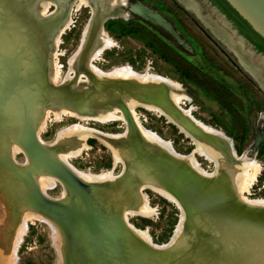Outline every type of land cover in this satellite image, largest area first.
I'll use <instances>...</instances> for the list:
<instances>
[{
    "label": "water",
    "instance_id": "water-1",
    "mask_svg": "<svg viewBox=\"0 0 264 264\" xmlns=\"http://www.w3.org/2000/svg\"><path fill=\"white\" fill-rule=\"evenodd\" d=\"M15 1L0 0L2 95L12 93L13 87L20 84L35 91L32 101L50 105L62 102L69 104L72 101L74 107L81 111H94L106 101L118 103L123 108L126 90L139 96H133L139 102H155L156 88L136 78L95 77L85 70L91 93H88L90 90L73 89L67 83L57 86L49 84L44 76V56H40L36 62L32 61L36 52L32 40L36 34L30 33L28 27H23L22 18L26 23H36L37 26L49 24L51 18L29 16L26 13L29 1L17 2L21 8L14 11L12 5H16ZM68 1L63 0V4ZM190 1L196 4L194 0ZM224 1L264 40V0ZM212 11L216 18L222 20ZM204 17L211 21L206 14ZM221 22L226 24L224 20ZM34 29L39 31L40 28ZM169 30L171 33L174 31L172 27ZM14 31L23 35L17 43L12 42ZM170 32L167 34L176 42ZM231 37L240 44L241 51L248 54L250 63L252 59L264 63V54L257 52L251 44H246L234 30L231 31ZM39 39L45 42L41 34ZM24 45L26 49L21 48ZM232 55L243 69L233 52ZM22 63H27L28 68L24 70ZM80 69L84 70V67ZM244 71L264 93L255 76ZM125 118L122 131L106 139L116 146L121 156L119 163L122 169L114 180L82 183L71 178L62 165L48 162L46 164L50 170L64 183L74 181V193L70 190L69 202L63 204L45 198L30 185L28 195L37 210L55 221L60 229L59 264H264V205L242 200L224 176L199 172L183 158L144 137L131 119ZM30 130L29 142L38 152V144ZM149 184L164 189L183 215L179 235L170 243L168 239L165 245L154 246L143 241L123 223L116 207L117 202L126 201L135 189L148 188ZM89 202L98 211L92 212ZM88 217L91 226L87 224Z\"/></svg>",
    "mask_w": 264,
    "mask_h": 264
},
{
    "label": "bare ground",
    "instance_id": "bare-ground-1",
    "mask_svg": "<svg viewBox=\"0 0 264 264\" xmlns=\"http://www.w3.org/2000/svg\"><path fill=\"white\" fill-rule=\"evenodd\" d=\"M19 1L21 0H16V3H14L16 5H12L14 11L20 10L19 8L21 7L17 4ZM34 1L35 0L29 1L27 11L24 9L26 13H29V16L30 14H32L31 16H37L32 10ZM180 1L183 2V0ZM36 2L35 5L37 7V13H39L38 15L50 17L51 19L48 20L49 24L37 26L35 25L36 23H26L25 19L22 18L23 27H28L30 33L34 32L36 34L32 41L38 53L40 54L44 50V64L45 61L46 64L45 66L43 65V68L46 67L44 70L49 73V75L46 73L47 75L44 74V76H46V79L50 83L59 81L60 83L69 84L73 89H80V91L88 92L90 90L88 87L89 80L85 74V70L95 77L112 76L123 79L136 78L141 81H146L156 88V100L151 104L139 102L134 98L139 96L131 92V90H126L123 94V108L120 107L118 103L106 101L105 104L99 106L94 111L88 109L81 111L74 107V102L72 101H70L69 104L62 102V104L59 103L54 105L42 104L37 100L32 101L35 91L32 88H28L29 86L22 85L21 87L20 84L16 85V87H13L12 93L6 95H2V88L0 87V173L2 174H0V176H2L3 181H7L8 176L12 177L14 183L11 185V188L20 191L18 200L21 201L17 207L19 222L13 242L15 248L22 240L27 223L32 222V220H37L48 226L50 239L53 245L59 249L62 237L59 227L55 221L37 210L28 192L31 191L30 185H33L38 193L45 198L57 200L66 204L69 202L68 196L71 194L70 190H73L72 193H74V181L69 180L67 183H64L50 170V167L47 166L46 163L49 162L51 164L54 162L62 165L71 178L79 180L82 183L105 182L114 180L117 176L113 170L114 166L121 161L120 152L115 145H112L106 140L112 136H117V133L100 132L95 128L85 126L84 124L81 125L82 122L87 121L100 123L121 121L125 123V117H129L138 131L147 139L155 141L167 150L172 151L176 156L186 160L192 167L201 173L222 176V173L225 172L227 179H229L231 183L229 184L242 200L249 203L264 205V197L248 198L244 195V193H249L247 191L254 179H256L255 177L261 164H259L258 160L255 158V153L253 154L255 145L259 139V129L255 130L253 141L238 154L232 146L231 139L228 138L220 128L206 124L193 117L191 111L195 107L192 105L190 97L183 93L181 85L177 82L150 71L149 67L142 72H138L128 64L113 66L108 70H102L94 65L93 62L100 58L99 56L104 50L116 46L114 40L109 37L103 27V22L108 20V18L127 20V14L123 11V9L127 7V12H129L130 15L132 14L137 17L141 16L140 18H145L146 21L155 24L159 29L168 33L170 30L167 31L164 27L169 29V27L172 26H168L162 17L151 11H144L140 6H126L125 0H70L65 4H63V0H36ZM128 3L132 4L131 2ZM51 6H53V10H49ZM82 7L88 8L89 18L81 30L80 40L76 49L68 57V68L61 75L60 65L57 60V56L62 54L59 50V44L61 42L60 37L72 25V12ZM197 15L202 23L206 24L212 30L211 32L215 38L218 37L226 42L221 35V33H224L223 31H220L219 28H215L213 23L210 22L212 25L211 27L200 13H197ZM35 27H39V31L38 29H34ZM40 34L45 37V42L43 39H39ZM171 34L175 37L176 42H178L177 39L180 37L177 32L173 31ZM22 36V33L18 34L14 31L12 34V42H19ZM233 42L227 41L228 50L235 51V53L240 55L238 52L241 48L240 44L236 41ZM46 43H49V50L47 48L46 50L43 46ZM21 48L26 49L25 45ZM38 53L33 54V62L37 61ZM239 55L238 57L241 58ZM27 63L29 64V62ZM27 63H22L24 70L28 68ZM245 63L246 62L240 61L243 68L255 76L264 90L263 61L255 60L248 64V66ZM81 66L84 67V70L80 69ZM80 81H82V83H80ZM30 86L32 87L33 83L30 84ZM91 92L90 90L88 93ZM183 102H186L187 106L182 107L181 104ZM135 106H141L143 109L163 117L167 123L173 125L180 134L190 141L194 146L193 150L186 155L178 153L175 151L170 141L163 139L155 132L143 127L138 119V113L136 114L134 111ZM47 116L52 117V120L56 122L61 121L64 116L75 118L78 122H76L77 124L73 123L74 125L71 124L58 129L54 140L51 143H46L40 138V133L45 130ZM125 125L127 126V124ZM29 129L32 130L31 133L34 135L38 144V152L29 142ZM89 136H97L95 138L102 141L109 149L112 158V167L110 169L100 170L99 172L82 171L76 169L69 163L70 158L78 155L80 151L86 148V139ZM46 149L47 151H45ZM17 153H23L24 163L15 161L14 155ZM194 153L212 162L214 170L208 172L200 167L193 155ZM56 185L61 186V194L57 198H51L47 191L53 189ZM149 185L150 187L148 188L154 193L167 202L174 204L176 207L178 206L164 189L152 184ZM135 193L137 194V203L131 208L122 210L123 206L127 205L124 204L126 202L116 203L120 218L123 223L143 241L155 246L157 244L152 242L146 230H138L127 222L128 215L148 217L154 212L147 201L145 193L141 191V188L135 189ZM89 206L92 212L98 211V208L93 206L91 202H89ZM182 218L183 215L179 212L178 223L168 243L179 235ZM87 224L91 226L90 217L87 219Z\"/></svg>",
    "mask_w": 264,
    "mask_h": 264
},
{
    "label": "rangeland",
    "instance_id": "rangeland-1",
    "mask_svg": "<svg viewBox=\"0 0 264 264\" xmlns=\"http://www.w3.org/2000/svg\"><path fill=\"white\" fill-rule=\"evenodd\" d=\"M138 1L151 12L162 16L165 22L172 26L181 38L177 39L178 43L185 49L160 29L139 17L127 14V20L108 19L103 22L105 31L116 46L104 50L100 58L93 62L94 65L102 70H108L113 66L128 64L138 72L149 67L150 71L177 82L195 107L191 111L193 117L220 128L231 139L232 146L238 154L253 141L255 130L259 129V139L253 154L255 153V158L261 164L256 179L247 191L249 193L244 195L248 198L264 197V93L238 64L235 70L233 67L235 64L231 61L235 62L234 57L220 48L221 43L204 27L193 9L186 8L180 2V4L176 2L177 0ZM194 1L200 4L203 14L210 15L215 22L224 27L222 20L216 18L203 0ZM36 3L35 0L32 10L40 18L42 16L37 13ZM49 10H53V6ZM88 18V8L82 7L73 11L72 25L60 37L59 50L62 54L57 56V60L61 75L68 68V57L76 49L81 30ZM43 46L49 50V43ZM35 50L38 53L37 49ZM36 52L34 53L37 54ZM46 54L48 56L47 52ZM43 55L44 50L38 53L37 58ZM46 73L48 72L44 70V74ZM59 83L57 81L49 84L57 86ZM181 106L185 107L187 103L183 102ZM134 111L138 113V119L143 127L170 141L178 153L186 155L193 150L194 146L190 141L163 117L137 106L134 107ZM76 122L77 119L66 116L56 122L47 116L45 130L40 133V138L46 143H51L58 129L77 124ZM83 124L107 133H118L123 129L121 121L106 123L87 121L81 125ZM95 137L89 136L86 139V148L70 158L69 163L76 169L99 172L112 167L109 149ZM193 155L200 167L208 172L214 170L212 162L196 153ZM14 159L18 163H24L23 153L15 154ZM121 169L122 165L118 162L113 172L118 174ZM223 176L227 179L225 172L222 173ZM227 180L229 182V179ZM13 181L10 176L7 181H3L0 176V264H59L58 254L61 246L57 249L53 245L48 226L40 221L28 222L21 242L14 247V236L19 222L17 207L21 201L18 200L20 191L11 188ZM61 190V186L56 185L47 193L51 198H57ZM141 191L145 193L154 212L148 217L128 215L127 222L138 230H146L154 244H163L170 239L178 223L179 211L174 204L167 202L149 188H141ZM125 202L127 205L123 206L122 210L137 203L135 191Z\"/></svg>",
    "mask_w": 264,
    "mask_h": 264
},
{
    "label": "flooded vegetation",
    "instance_id": "flooded-vegetation-1",
    "mask_svg": "<svg viewBox=\"0 0 264 264\" xmlns=\"http://www.w3.org/2000/svg\"><path fill=\"white\" fill-rule=\"evenodd\" d=\"M176 1V0H175ZM204 2H205V4H207V6L211 9V10H214V12L222 19V20H224V22L226 23L225 25H224V27H222V28H224L223 30L225 31V33H221V35H222V37L224 38V40L226 41V42H224V41H222V39H220V38H216L220 43H221V46H220V48L222 49V50H224V52L225 51H228V53H231V55H232V52L236 55V57H237V59H238V61L240 60V61H242V62H246L245 64L248 66V64H250V60H249V58H248V54L246 53V52H243V51H241V49H239L238 50V52L240 53V55L239 54H237V53H235V51H230V50H228V48H227V46H228V44H227V41L229 42V41H231V42H233V37H231V31L232 30H234L235 31V33H236V35H240L241 37H242V39H243V41L246 43V44H251V46L254 48V46H253V44L241 33V32H239V30H238V28H237V26H236V24L234 23V21L230 18V17H228L227 16V14H226V12H224L216 3H214L212 0H203ZM125 2H126V6H140L141 8H143L144 9V11H150V10H148L147 9V7L145 6V5H143L142 6V3L141 2H139L138 0H125ZM128 2H131L132 4H129ZM176 2H180L181 4H183L186 8H188V9H193L196 13H200V15L203 17V19L205 20L206 19V21H208V23L210 24V22L212 23V21H213V19L210 17V15L208 16V17H210V19H211V21L210 20H208V18L207 17H204V12H203V10L201 9V7H200V4L199 3H197V2H195L196 4H194L192 1H190V0H183V2H181L180 0H177ZM138 3H140V4H138ZM179 3V4H180ZM146 7V8H145ZM130 8V7H129ZM127 10H128V8L127 7H125L124 9H123V11L126 13V14H129V12H127ZM191 12H193V11H191ZM153 13V12H152ZM194 13V12H193ZM155 14V13H154ZM156 15H158V14H156ZM139 16V15H138ZM158 16H160V15H158ZM137 17V16H136ZM141 17V16H140ZM160 17H162V16H160ZM143 18V17H142ZM108 19H110V18H108ZM128 19V18H127ZM145 19V18H144ZM162 19V18H161ZM163 20V19H162ZM213 22H215V21H213ZM216 23V25H218V26H220L219 25V23L216 21L215 22ZM167 24V23H166ZM204 24V23H203ZM210 26L212 27V25L210 24ZM213 26L215 27V28H217L214 24H213ZM204 27L209 31V33L210 34H212V30L206 25V24H204ZM213 27V28H214ZM155 28H158V27H155ZM159 29V28H158ZM164 29H167V31H169V29L168 28H165L164 27ZM218 29V28H217ZM220 30V29H219ZM160 31H162L163 33H165V34H167L165 31H163V30H161L160 29ZM221 31V30H220ZM168 35V34H167ZM169 36V35H168ZM212 36H213V34H212ZM229 36H230V38H229ZM214 37V36H213ZM215 38V37H214ZM225 44H224V43ZM234 43V42H233ZM238 43V42H237ZM182 47V46H181ZM182 48H184V47H182ZM185 49V48H184ZM255 49V48H254ZM258 52V51H257ZM261 53V52H260ZM264 54V53H263ZM238 55L241 57V58H239L238 57ZM233 56V55H232ZM234 57V56H233ZM228 58H230V57H228ZM231 59V58H230ZM234 60H235V57L233 58ZM235 65L233 66L234 68H235V70H237V62H236V60H235V62L233 61V60H231ZM239 61V62H240ZM255 60H253L252 59V61L251 62H254ZM232 64V63H231ZM242 66V65H241ZM243 67V66H242ZM244 69V68H243ZM245 70V69H244ZM247 71V70H246ZM247 72H249V71H247ZM250 73V72H249ZM254 138V137H253ZM253 140V139H252Z\"/></svg>",
    "mask_w": 264,
    "mask_h": 264
},
{
    "label": "trees",
    "instance_id": "trees-1",
    "mask_svg": "<svg viewBox=\"0 0 264 264\" xmlns=\"http://www.w3.org/2000/svg\"><path fill=\"white\" fill-rule=\"evenodd\" d=\"M212 1L216 3L224 12H226L227 16L234 21L239 32H241L253 44L255 50L264 53V40L254 33L224 0Z\"/></svg>",
    "mask_w": 264,
    "mask_h": 264
}]
</instances>
